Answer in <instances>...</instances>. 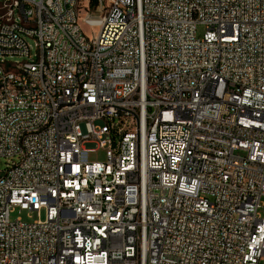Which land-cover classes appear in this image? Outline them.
<instances>
[{
	"label": "built area",
	"instance_id": "obj_1",
	"mask_svg": "<svg viewBox=\"0 0 264 264\" xmlns=\"http://www.w3.org/2000/svg\"><path fill=\"white\" fill-rule=\"evenodd\" d=\"M0 57V264L264 259V0H1Z\"/></svg>",
	"mask_w": 264,
	"mask_h": 264
},
{
	"label": "rangeland",
	"instance_id": "obj_2",
	"mask_svg": "<svg viewBox=\"0 0 264 264\" xmlns=\"http://www.w3.org/2000/svg\"><path fill=\"white\" fill-rule=\"evenodd\" d=\"M0 2H1V0H0ZM82 29H83V26H82ZM84 31L87 32V28H84ZM204 33H205V28L202 26H199L197 28V32H196L197 38L202 39ZM29 44H30V46H32L33 49L35 48V46H34L35 42L33 40H30ZM101 126H102V124L100 122L95 123V128H99ZM81 132H82V134H85L84 126H81ZM97 147L98 146L95 143H88L85 145V148L87 150L94 151V152H91L89 154L88 160L90 163H95V162L103 163V162H105L104 151L97 149ZM5 167H6V161L3 159H0V173L5 169ZM261 203L264 205V199H262ZM10 219H11V221H15L16 219H21V221L23 223L31 224V223L35 222L38 218H37L35 213H29V212H25V211L16 210V211H14V213L11 214ZM41 219L42 220L44 219V215L41 216ZM259 264H264V259L262 261H260Z\"/></svg>",
	"mask_w": 264,
	"mask_h": 264
},
{
	"label": "bare ground",
	"instance_id": "obj_3",
	"mask_svg": "<svg viewBox=\"0 0 264 264\" xmlns=\"http://www.w3.org/2000/svg\"><path fill=\"white\" fill-rule=\"evenodd\" d=\"M83 18H76V29H82ZM45 68H53V61H45ZM24 74V67L8 66L0 57V75Z\"/></svg>",
	"mask_w": 264,
	"mask_h": 264
}]
</instances>
